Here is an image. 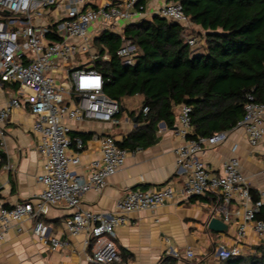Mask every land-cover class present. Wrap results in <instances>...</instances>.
Here are the masks:
<instances>
[{
  "label": "built area",
  "instance_id": "obj_1",
  "mask_svg": "<svg viewBox=\"0 0 264 264\" xmlns=\"http://www.w3.org/2000/svg\"><path fill=\"white\" fill-rule=\"evenodd\" d=\"M151 11L144 0H0V92L9 97L0 107V146L10 114L25 104L35 117L31 128L42 157L41 171L36 175L41 185L37 202L27 200L8 207L0 203V240L14 224L20 231L19 224L30 220L32 232L40 241L53 249L67 246L66 240L50 235V227L42 218L49 207L62 204L72 209L63 221L66 232H84L85 244L91 242L86 255L90 264H126L114 241L116 229L128 222L129 213L154 210L174 197L172 185L165 183L129 190L117 200L113 212L82 207L81 196L90 190L101 191L133 150L119 146L111 135L100 133L95 135L99 157L78 172L75 168L81 164L78 151L83 148V140L69 136L72 122L116 123L121 110L116 100L104 94L103 76L92 66L91 61L110 58L107 53L97 52L95 40L101 31L120 36L116 54L126 65L133 64L139 49L124 37L126 24L121 26L120 20L131 23L150 14L158 15L182 26L181 36L191 49L200 46L199 37L192 32L195 26L180 2L163 0ZM85 53L91 61L77 59ZM177 107L174 131L182 142L174 153L175 165L183 176L182 194L190 197L213 193L221 199V220L234 225L238 240L246 235L248 225L258 238H264V221L254 217L263 202L252 199L239 159H225L217 174L208 170L202 158L207 149L226 140L228 130L208 136L193 134L191 107ZM147 110V106L142 108L143 112ZM234 127L243 129L249 146H264V102L247 93L244 114ZM4 167L10 169L11 165L6 163ZM260 175L264 177V160ZM170 252L179 257L175 249ZM214 252L216 259L242 253L237 243L217 244ZM184 255L191 259L194 253L186 248Z\"/></svg>",
  "mask_w": 264,
  "mask_h": 264
},
{
  "label": "crops",
  "instance_id": "obj_2",
  "mask_svg": "<svg viewBox=\"0 0 264 264\" xmlns=\"http://www.w3.org/2000/svg\"><path fill=\"white\" fill-rule=\"evenodd\" d=\"M144 2L146 9L151 11L163 0ZM199 39L201 46L194 52H202L203 41ZM137 96L140 104L141 96ZM8 98L6 93L0 92V107L7 103ZM177 108L175 106V112ZM34 119V115L23 104L12 111L4 126L0 146L5 154V162L0 167V203L6 207L27 200L36 203L41 192L36 175L41 171L42 157L37 150V135L31 128ZM70 126L69 136H78L83 140V148L78 151L81 164L75 168L81 172L84 165L100 155L99 141L95 135L105 133L121 141L136 123L124 111L123 116H117L116 123L88 120L72 122ZM174 128L175 125L168 128L159 122L155 134L157 141L153 145L130 151L124 165L107 179L101 191L90 190L81 196L82 207L98 212H113L117 200L131 189H151L165 183L172 185V200L154 210L129 213L128 222L116 229L114 241L117 247L131 254L126 264H157L164 255H172L171 249L179 253L176 264H213L216 262L214 250L217 244L230 246L237 243L241 248H251L259 240L250 225L246 235L239 240L232 224L228 225L226 232L207 229L210 217L222 218L219 209L221 202L216 204L213 193L209 197L205 196V199L193 201L182 194L183 176L175 165L174 153V148L182 140ZM232 156L239 159L250 188L256 190L264 204V177L260 175L264 146H249L243 129L233 127L228 130L225 141L202 154L208 170L217 174L221 173L223 161ZM6 163L11 165L10 169L4 167ZM233 205H229V209ZM71 212V208L59 204L49 207L42 217L50 227V235L66 240L67 246L53 249L33 234L30 220H23L19 224L20 231L14 224L5 233L4 239L0 240V264H90L86 257L89 251L85 244V233L69 235L65 230L63 221ZM186 248L193 251V258L185 257Z\"/></svg>",
  "mask_w": 264,
  "mask_h": 264
},
{
  "label": "trees",
  "instance_id": "obj_3",
  "mask_svg": "<svg viewBox=\"0 0 264 264\" xmlns=\"http://www.w3.org/2000/svg\"><path fill=\"white\" fill-rule=\"evenodd\" d=\"M174 1L180 2L198 28L202 52H194L186 43L179 23L158 15L123 28L124 37L139 49L132 65L123 64L116 54L120 43L117 33L104 30L95 40L97 52L110 56L107 60L96 59L92 65L103 76V92L118 102L119 115L128 112L136 123L117 141L129 150L153 145L159 122L173 127L174 108L180 104L191 107L193 134L208 136L234 127L244 114L247 93L264 102V0ZM192 32L195 34V29ZM134 95L141 96L139 108L126 111L121 100ZM145 106L148 110L143 112ZM3 162L5 154L0 149V167ZM250 191L252 199L257 200L256 190ZM211 194L190 196L189 200L205 199ZM213 200L221 202L216 195ZM254 217L264 221V204ZM90 246L91 242L88 251ZM251 249L247 254L216 259L213 264H264V247L252 245ZM120 255L124 262L131 256L124 250ZM176 259L164 255L157 264H176Z\"/></svg>",
  "mask_w": 264,
  "mask_h": 264
},
{
  "label": "rangeland",
  "instance_id": "obj_4",
  "mask_svg": "<svg viewBox=\"0 0 264 264\" xmlns=\"http://www.w3.org/2000/svg\"><path fill=\"white\" fill-rule=\"evenodd\" d=\"M129 21H125V20H120V25H124V24H128ZM197 29L198 28H195V34L197 33ZM200 40V39H199ZM200 43V41L198 42V44ZM203 43V42H202ZM201 44V43H200ZM201 46V45H200ZM195 51V50H194ZM198 51V50H196ZM77 59L81 60V61H91V57L89 56L88 53H85V54H82V55H78L77 56ZM93 63V61H91ZM121 104L123 105V107L126 109V111H130L132 110L133 108H137L139 104V98L137 95H134V96H130V97H124L122 100H121ZM124 115V112L122 113V116ZM215 245V244H214ZM254 245H262L264 247V238H259V240L256 242V244ZM252 252V249L251 248H241V252L243 254H247L249 252ZM214 256V255H213Z\"/></svg>",
  "mask_w": 264,
  "mask_h": 264
},
{
  "label": "water",
  "instance_id": "obj_5",
  "mask_svg": "<svg viewBox=\"0 0 264 264\" xmlns=\"http://www.w3.org/2000/svg\"><path fill=\"white\" fill-rule=\"evenodd\" d=\"M206 227L215 232H226L228 229V225L215 216H212L207 220Z\"/></svg>",
  "mask_w": 264,
  "mask_h": 264
}]
</instances>
